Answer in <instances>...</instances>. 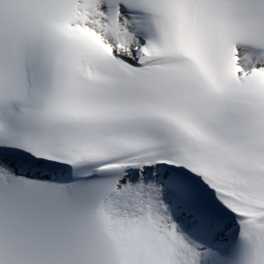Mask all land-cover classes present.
<instances>
[{"label": "snow or ice", "instance_id": "6c2138e0", "mask_svg": "<svg viewBox=\"0 0 264 264\" xmlns=\"http://www.w3.org/2000/svg\"><path fill=\"white\" fill-rule=\"evenodd\" d=\"M0 264H264V0H0Z\"/></svg>", "mask_w": 264, "mask_h": 264}]
</instances>
